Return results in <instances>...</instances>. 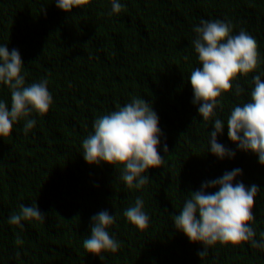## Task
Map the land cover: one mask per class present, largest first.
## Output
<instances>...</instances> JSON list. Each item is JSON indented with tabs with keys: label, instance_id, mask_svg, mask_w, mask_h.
<instances>
[{
	"label": "trees",
	"instance_id": "obj_1",
	"mask_svg": "<svg viewBox=\"0 0 264 264\" xmlns=\"http://www.w3.org/2000/svg\"><path fill=\"white\" fill-rule=\"evenodd\" d=\"M118 2L119 13L112 0H89L66 13L55 0H0V46L19 51L25 86L47 80L53 97L46 114L22 117L10 136L0 138V264H264V248L251 241L216 243L201 257L204 245L191 242L172 219L190 192L239 168L234 183L260 189L249 226L254 240L264 242V165L230 141L227 130L232 109L250 101L253 78L264 81V0ZM201 20L228 23L232 35L246 32L259 54L253 72L238 76L217 99L207 123L190 84L191 72L202 67L193 43ZM133 98L146 100L158 115L157 151L164 159L142 174L149 182L140 188L121 179L124 165H90L82 155L94 121ZM0 100L11 106V90L2 83ZM217 118L225 124L217 140L234 157L211 153ZM27 120L36 123L25 134ZM137 198L149 216L144 230L124 216ZM21 205H37L45 218L11 224ZM104 210L115 217L107 231L119 247L101 259L85 250L83 240L91 234V218Z\"/></svg>",
	"mask_w": 264,
	"mask_h": 264
},
{
	"label": "clouds",
	"instance_id": "obj_2",
	"mask_svg": "<svg viewBox=\"0 0 264 264\" xmlns=\"http://www.w3.org/2000/svg\"><path fill=\"white\" fill-rule=\"evenodd\" d=\"M89 0H55L56 6L70 13L73 8H83ZM112 10L122 11L118 0H112ZM194 31V49L202 67L190 74V84L194 93L193 103L199 105L198 112L204 123L215 115L217 99L222 93L232 89V82L241 74L248 75L258 65L257 42L244 31L232 35V26L215 20H201ZM23 61L17 49L9 51L8 46H0V83L11 90V106L0 100V138L8 137L13 124L32 112L46 114L53 102L48 90V81L42 80L25 86L22 75ZM254 89L250 101L235 106L227 119L228 138L241 151L253 152L259 163L264 165V81L255 76ZM242 89L237 88V94ZM35 120H27L24 132L27 134L35 126ZM159 118L151 105L143 99L133 98L131 103L98 117L94 121V133L83 140V157L92 164L101 162L110 165H124L121 179L129 188H140L149 182L147 173L158 168L164 161L157 151L161 130ZM225 124L215 119L210 135L211 153L219 159L234 157L235 153L226 149L217 140ZM165 153L168 152L164 145ZM242 175L239 168L226 172L222 177L202 184L201 190L187 195L182 211L172 217L177 230L182 231L193 243H202L206 254L208 246L221 244L239 245L251 241L252 246L264 248V242L254 240L255 231L250 227L254 220L255 197L260 191L255 184L246 187L243 182L234 183ZM134 181H136L134 185ZM218 191L208 192L209 188ZM144 202L137 198L135 205L124 211L127 220L140 230L148 227L149 216L143 211ZM45 215L37 205L20 206V213L13 214L9 222L19 225L22 220L42 221ZM91 234L83 240V247L90 254L99 256L105 251L115 252L119 244L107 229L115 222V217L104 210L92 218ZM264 237V233H261Z\"/></svg>",
	"mask_w": 264,
	"mask_h": 264
}]
</instances>
